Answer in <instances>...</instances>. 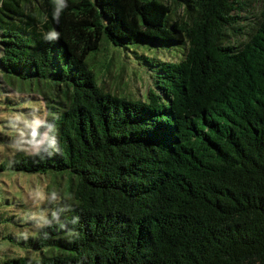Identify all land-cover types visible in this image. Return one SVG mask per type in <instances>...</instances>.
Returning <instances> with one entry per match:
<instances>
[{"label": "trees", "instance_id": "trees-1", "mask_svg": "<svg viewBox=\"0 0 264 264\" xmlns=\"http://www.w3.org/2000/svg\"><path fill=\"white\" fill-rule=\"evenodd\" d=\"M248 1L0 0V68L59 96L57 126L9 166L72 174L69 212L35 240L50 251L0 264H264V8L227 36ZM103 38L186 51L133 99L89 67Z\"/></svg>", "mask_w": 264, "mask_h": 264}, {"label": "rangeland", "instance_id": "rangeland-1", "mask_svg": "<svg viewBox=\"0 0 264 264\" xmlns=\"http://www.w3.org/2000/svg\"><path fill=\"white\" fill-rule=\"evenodd\" d=\"M263 8L261 1L250 0L238 11L236 25L227 30L230 42L237 44L247 38ZM185 51L183 44L156 45L151 40H142L116 46L103 38L91 58L93 67L87 64L105 89L145 99L149 88L154 86L155 61L179 60ZM58 99L52 78L6 74L0 68V228L4 231L0 237V261L26 256L38 259L42 250L49 252L48 245L38 247L35 242L40 229L70 210V171L9 166L34 152L48 128L57 126L51 119L58 118ZM53 247L56 251L62 249L60 244Z\"/></svg>", "mask_w": 264, "mask_h": 264}, {"label": "clouds", "instance_id": "clouds-1", "mask_svg": "<svg viewBox=\"0 0 264 264\" xmlns=\"http://www.w3.org/2000/svg\"><path fill=\"white\" fill-rule=\"evenodd\" d=\"M56 35H57V33L51 32V33L48 34V37L49 38H54V37H56Z\"/></svg>", "mask_w": 264, "mask_h": 264}, {"label": "crops", "instance_id": "crops-1", "mask_svg": "<svg viewBox=\"0 0 264 264\" xmlns=\"http://www.w3.org/2000/svg\"><path fill=\"white\" fill-rule=\"evenodd\" d=\"M4 231L0 228V237L3 235Z\"/></svg>", "mask_w": 264, "mask_h": 264}]
</instances>
